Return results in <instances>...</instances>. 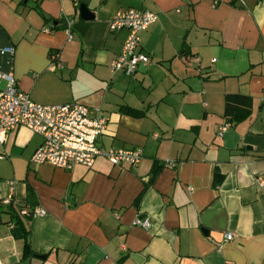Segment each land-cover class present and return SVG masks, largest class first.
Returning a JSON list of instances; mask_svg holds the SVG:
<instances>
[{
  "label": "crops",
  "instance_id": "1",
  "mask_svg": "<svg viewBox=\"0 0 264 264\" xmlns=\"http://www.w3.org/2000/svg\"><path fill=\"white\" fill-rule=\"evenodd\" d=\"M125 8L157 14L141 32L147 62L132 75L110 66L127 31L108 23ZM0 29L10 44L0 68L19 90L98 110L99 146L141 152L134 165L98 157L62 169L30 161L39 135L8 131L2 264H264V0H0ZM228 93L250 96L243 119L227 120ZM9 196L32 255L12 235ZM37 207L43 216L25 218ZM136 217L150 226L132 225Z\"/></svg>",
  "mask_w": 264,
  "mask_h": 264
},
{
  "label": "built area",
  "instance_id": "2",
  "mask_svg": "<svg viewBox=\"0 0 264 264\" xmlns=\"http://www.w3.org/2000/svg\"><path fill=\"white\" fill-rule=\"evenodd\" d=\"M156 19L157 14L135 8H125L113 15L108 23L109 30L127 31L121 52L110 64L113 72L132 75L140 65L147 62V56L140 45L141 32ZM71 25L68 22L66 26L67 39L71 38ZM58 67L63 66L59 63ZM97 111L76 101L55 105L37 103L17 88L16 79L11 73L0 71V142L8 131L18 127H25L39 135L42 141L30 158L34 164L48 163L62 169L77 164L91 167L98 157L106 158L113 165L138 163L141 159L139 151L104 149L98 145V137L104 132L107 119ZM228 127V123L220 126L218 133L221 135ZM10 201L9 196L2 203L9 204ZM44 214L45 210L39 207L31 212V216ZM132 225L148 228L150 221L148 217H136ZM233 237L231 232L223 234L224 241Z\"/></svg>",
  "mask_w": 264,
  "mask_h": 264
},
{
  "label": "trees",
  "instance_id": "3",
  "mask_svg": "<svg viewBox=\"0 0 264 264\" xmlns=\"http://www.w3.org/2000/svg\"><path fill=\"white\" fill-rule=\"evenodd\" d=\"M252 101L250 96L239 93H228L225 97V111L224 114L229 122H235L246 117L251 111ZM7 206L6 211L10 215V220L13 221L11 229L12 235L16 238L23 239L24 242V255H32L34 252L30 247L29 235L30 231L26 228L20 211L22 207L15 203L13 200ZM32 211H25V218L31 216Z\"/></svg>",
  "mask_w": 264,
  "mask_h": 264
},
{
  "label": "water",
  "instance_id": "4",
  "mask_svg": "<svg viewBox=\"0 0 264 264\" xmlns=\"http://www.w3.org/2000/svg\"><path fill=\"white\" fill-rule=\"evenodd\" d=\"M80 16L83 19H87V18H92V13L88 10V8L85 5H80ZM10 50V44L8 42L7 36L5 35V33L0 29V55L4 54V53H8V51ZM0 70L2 72H9L10 68L8 67H4V68H0ZM38 257H42L44 258V255H36Z\"/></svg>",
  "mask_w": 264,
  "mask_h": 264
}]
</instances>
